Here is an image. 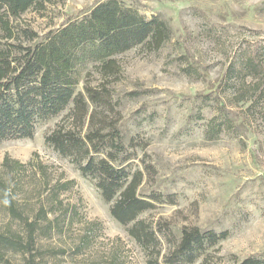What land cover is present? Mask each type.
Instances as JSON below:
<instances>
[{"label": "rangeland", "instance_id": "obj_1", "mask_svg": "<svg viewBox=\"0 0 264 264\" xmlns=\"http://www.w3.org/2000/svg\"><path fill=\"white\" fill-rule=\"evenodd\" d=\"M98 1L32 7L12 18L14 38L0 30V49L33 45ZM122 1L169 28L159 49L137 46L117 55L121 72L109 85L127 138L146 143L134 163L144 159L154 167L141 191L174 195V203L157 204L140 218L160 225L162 252L187 225L228 231L206 264H231L233 256L264 259V96H257L264 89V0ZM23 28L37 36L25 39ZM249 49L261 57L259 76L225 84L227 67ZM85 73L82 81L98 84L92 65ZM68 108L37 122L32 138L0 141V179L24 215L39 224L32 256L8 252L0 264H146L149 254L111 217L93 181L46 145L45 135ZM5 156L25 167H3ZM70 180V189L51 192L56 182ZM23 228L0 201V231Z\"/></svg>", "mask_w": 264, "mask_h": 264}, {"label": "trees", "instance_id": "obj_2", "mask_svg": "<svg viewBox=\"0 0 264 264\" xmlns=\"http://www.w3.org/2000/svg\"><path fill=\"white\" fill-rule=\"evenodd\" d=\"M58 1L61 0H0V30L4 37H15L12 18L32 7ZM19 32L28 40L37 36L28 28ZM168 39L169 28L163 19L146 18L122 0H102L94 3L82 17L66 22L33 45L8 43L0 49V141L32 138L37 122L55 117L69 107L62 120L45 135V143L60 156L69 158L82 176L93 181L102 199L109 204L111 217L127 226L128 235L149 254L146 264L198 261L206 264L210 251L218 250L216 246L228 237L227 230L183 225L178 239L162 252L160 225L140 218L157 204L174 203V195L141 191L145 177L151 176L154 167L144 159L139 160L141 166L134 163L136 150L146 143L132 136L127 138L121 128L118 102L113 100L109 86L121 72L117 55L137 46L154 51ZM244 54L241 61L227 67L225 84H234L238 78L242 82L246 76H259L262 61L257 51L249 49ZM89 65L100 75L96 85H91L86 78L82 81ZM80 82H83L82 88L77 89ZM258 90L257 96H264V89ZM247 97L241 95L242 99ZM2 166L15 171L25 167L8 156L4 157ZM73 184L72 180L58 181L51 192L57 194ZM0 201L9 215L24 227L23 233L0 231V262L8 252L31 255L38 221L24 215L2 179ZM38 213L46 216L42 207ZM231 262L264 264V259L250 256L238 260L233 256Z\"/></svg>", "mask_w": 264, "mask_h": 264}]
</instances>
